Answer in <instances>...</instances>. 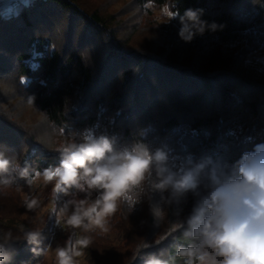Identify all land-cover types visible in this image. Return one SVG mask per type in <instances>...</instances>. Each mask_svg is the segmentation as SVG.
Returning <instances> with one entry per match:
<instances>
[{
  "label": "trees",
  "instance_id": "trees-1",
  "mask_svg": "<svg viewBox=\"0 0 264 264\" xmlns=\"http://www.w3.org/2000/svg\"><path fill=\"white\" fill-rule=\"evenodd\" d=\"M3 3L0 0V79L13 80L12 89L26 95L57 133L73 140L91 130L96 136L115 137L117 147L141 141L153 151L167 146L182 158L191 155L196 160L210 157L228 162L264 143V69L244 65V50L240 63L213 73L200 72L128 49L108 17L97 11L88 13L74 0H28L10 11ZM142 3L167 4L181 15L189 8L203 9L202 20L222 27L206 28L195 37L224 50L243 37L264 48V0ZM59 15L68 20L69 42L62 48L50 31ZM97 40L106 54L102 67L95 71L84 52ZM137 67L139 72L134 73ZM8 115L0 109V151L21 165L27 161L35 171L59 164L61 146L46 143L36 131ZM26 185L19 178L9 187L0 185V238L8 233L12 237L6 245L12 253L6 264H40L49 251L36 256L35 245L23 239L21 226L25 231L42 230L41 248L51 247L59 227L54 215L38 217L25 208L18 191ZM169 195L151 191L146 183L143 190H131L109 219L127 242L118 247L120 256L102 260L88 246L82 249L87 259L94 264H145L152 255L164 253L161 258H167L178 245L191 243L183 232L194 197L189 193L180 203L167 204L162 196ZM25 214H30L32 224L23 221ZM176 264L183 260L177 258Z\"/></svg>",
  "mask_w": 264,
  "mask_h": 264
},
{
  "label": "clouds",
  "instance_id": "clouds-1",
  "mask_svg": "<svg viewBox=\"0 0 264 264\" xmlns=\"http://www.w3.org/2000/svg\"><path fill=\"white\" fill-rule=\"evenodd\" d=\"M203 13V9L189 8L181 15L178 9H164L167 21L179 20V37L185 42L206 28L222 27L202 20ZM133 71L138 73L139 68ZM58 151L59 164L42 172L0 151V185L9 187L17 178L29 186L38 180L51 184L54 203L61 195L73 196L58 211L53 209L56 224L84 233L98 230L101 235L109 232V219L134 188L143 190L146 183L151 191L169 192L168 198L162 196L167 204L180 203L191 193L194 204L183 236L192 242L178 245L167 258H161L164 253L152 255L145 264H176L177 258L183 264H264V143L255 144L232 162L210 157L196 160L191 155H174L167 146L150 150L141 141L117 147L115 137L86 130ZM94 191L98 195L91 199ZM75 193H85V197L76 199ZM23 203L30 212L40 207L35 196L25 195ZM21 231L23 239L35 245L36 256L50 248L40 247L41 229L25 231L21 226ZM10 240L11 233L0 238V264L11 258L6 248ZM91 243L90 236L73 231L64 246L56 247L55 264H76L75 258Z\"/></svg>",
  "mask_w": 264,
  "mask_h": 264
},
{
  "label": "rangeland",
  "instance_id": "rangeland-1",
  "mask_svg": "<svg viewBox=\"0 0 264 264\" xmlns=\"http://www.w3.org/2000/svg\"><path fill=\"white\" fill-rule=\"evenodd\" d=\"M27 1L4 0L3 5L10 11L13 6L16 7L19 3H26ZM74 2L88 13L97 11L104 18L108 17V23H111V26L115 28L118 38L126 39L128 49L135 50L137 53L161 57L181 66H192L200 72L213 73L240 63L243 59L242 52L244 50V65H256L264 69V48L256 47L246 37L228 46L225 50L197 37H194L191 42L183 41L179 37L181 25L176 19L167 21V17L164 15L165 8L172 10L167 4L162 6L152 3L144 4L142 0H74ZM54 20V27L50 31L57 46L62 48L64 42H69L67 34L68 20L63 18L62 15L57 16ZM101 43V40H97L90 50L87 49L84 52L86 58L95 67V71L102 67L106 54ZM67 45V48L75 49L71 44ZM11 81L13 80L0 79V109H6L12 120L20 123L23 127L36 131V134L50 145L62 146L64 143L70 142V136L62 132L57 133L50 128L43 113L32 106L26 95L12 89L13 82ZM23 81L27 82L25 79ZM52 187L53 185H45L42 180H38L31 186L26 185L20 188L18 193L22 198L25 195L37 197L40 200V207L33 212H36L35 214L38 217L44 215L47 218L54 215V208L58 211L67 200L73 198L72 195H61L54 203ZM96 196L97 194L94 191L91 199H95ZM84 197L85 193H75L76 199H83ZM5 206L8 207V205ZM22 219L29 224L33 222L30 214H25ZM109 226V232L101 235L98 230L84 233L79 229L73 230L62 223L53 234L52 245L40 264H55L56 247L64 246L73 231L76 232L77 236L88 235L91 237L92 243L89 247L92 249L93 256L96 254L102 260L111 259L116 254L120 256L121 252L118 247H123L127 242L121 239L118 231L110 225V221ZM139 229L142 228L139 227ZM135 230L138 229L135 227ZM140 233L141 231L136 232V236H141ZM88 251L89 249H87ZM75 259L76 264H94L93 261L87 259L83 251L82 255Z\"/></svg>",
  "mask_w": 264,
  "mask_h": 264
}]
</instances>
